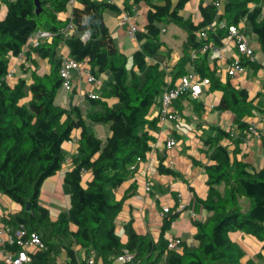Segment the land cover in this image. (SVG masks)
<instances>
[{
  "label": "trees",
  "instance_id": "1",
  "mask_svg": "<svg viewBox=\"0 0 264 264\" xmlns=\"http://www.w3.org/2000/svg\"><path fill=\"white\" fill-rule=\"evenodd\" d=\"M71 1L0 0V10L3 5L7 9L0 18V192L22 206L20 213L4 218L3 223L14 230L23 224L41 236L46 250L36 253L31 264H54L63 251L66 264H90L91 258L94 264H117L116 259L125 253L135 254L138 264H245L246 253L232 235H251L264 249V163L257 169L237 159V150L231 145L240 148L244 144L255 112L264 115V109L256 106L257 98L246 89L233 86L230 80L223 82L211 52L202 49L205 45L221 47L229 39V29L220 28L224 22L246 35L250 30L264 59L261 1L201 3V17L196 20L182 13L190 0H124V10L130 15L141 4L148 7L147 23L136 34L139 48L131 58L119 50L104 19L108 10L121 12L116 2L75 0L71 16L61 19L60 14H68ZM216 2L223 4L220 15ZM69 24L73 30L65 36ZM169 25L184 30L187 36L181 57L168 72L160 62L148 64L147 59L163 52L166 43L162 34ZM42 29L53 35L30 49L19 66L30 79L8 78L13 61L21 60L30 36ZM85 32H90L87 41L82 40ZM203 32L207 38L202 37ZM64 46L72 59L86 62L96 77L111 75L99 98H87L94 110L86 115L79 106L65 107L56 101L63 88L60 70ZM41 62L48 65L46 72L40 71ZM249 63L242 61L243 66ZM190 70L208 79L210 90L222 93L215 110L231 112L240 135L235 136L233 129L212 126L215 135L202 139L209 161L204 164L208 191L205 198L194 194L186 208L197 202L207 215L193 221V245L179 238L182 251L169 249L176 238L169 239L167 234L179 218V206L164 213L157 240L139 233L133 220L125 224L123 240L116 221L138 186L131 185L120 200L115 192L138 172L153 149L156 138L151 130L158 128L159 118L150 119V113L160 106L168 75L174 87ZM109 99L116 100L117 107ZM184 101H192L198 115L205 111L204 103L185 94L174 102L179 114ZM89 122L108 125L110 135L102 139L89 128ZM75 131L79 147L69 156L64 144L73 139ZM69 160L71 169L64 175L70 189L69 206L53 220L50 209L42 203V187ZM158 162L160 174L178 177L165 158ZM86 173L91 175L89 180H85Z\"/></svg>",
  "mask_w": 264,
  "mask_h": 264
},
{
  "label": "crops",
  "instance_id": "2",
  "mask_svg": "<svg viewBox=\"0 0 264 264\" xmlns=\"http://www.w3.org/2000/svg\"><path fill=\"white\" fill-rule=\"evenodd\" d=\"M159 1L160 0H155V2L158 3ZM114 2H116L121 8V12L117 14V19L119 20V17L123 13L129 12L124 10V0H113V3ZM201 3L206 5L209 1L194 0L193 5L188 11L182 13H184L185 16L193 15L196 20H199L201 17L199 5ZM73 6L70 5L68 14H60L59 17L61 19L70 17ZM262 6L264 7L263 4ZM147 11L148 7L141 4L139 9L136 8L135 14L130 15L132 22L139 26V30H143V27L147 23ZM113 24L114 23L110 25V23L106 22V26L111 32L119 50L131 58L132 54L139 48V43L136 39L130 38L127 28L120 25V20L119 23ZM247 37L253 47L250 37ZM127 39H131L133 44L130 45L129 42L126 41ZM62 49L63 52L67 54V48L64 46ZM167 49H169L167 46L164 47L162 53L167 54ZM256 49L257 48H255V50ZM176 54L178 57L175 56ZM221 54V57L212 55V58L213 64L219 66L222 81L226 82L227 80H230L233 86L246 89L251 97L257 98L256 106L259 109H264V69L261 65L250 62L249 65L244 66V72L231 77L227 72L228 65L234 58L239 56L233 40L227 39V41L221 46ZM167 56L168 58L164 62H169L173 65L181 57L179 53L174 52L171 57L169 55ZM257 56L258 58L263 59V55L259 56L257 53ZM22 60L13 61L15 64L14 68L16 69V77L21 76L17 74V71ZM149 60H153V63L158 62L155 58L147 59L148 64H151ZM167 66L172 67L170 65ZM40 67L42 69L47 68V70L49 68L44 62L41 63ZM26 75L27 74H23L24 77ZM75 76L77 82L76 93L73 92L72 94H68L65 92V107L74 104L79 106L83 110L84 115H86L94 109L91 107L90 103L86 104L81 100L82 98L85 100L88 98L83 94L86 91L97 92V90L94 89L93 85L88 84L85 79H80L79 81L77 74H75ZM105 78L106 77L104 76V79ZM77 96L80 98L77 99ZM221 96V92L212 91L209 89V86H207L200 98L197 99L190 96L192 100L204 103L205 111L202 115L197 114L195 104L192 101H184L182 103V112L179 111L181 121L160 122L158 123V128L156 130H151V133L156 138L152 151L148 154L146 161L140 165L138 172L124 182L115 192L117 200H120L131 185L136 183L138 186L136 194L125 201L123 210L116 221L117 233L123 240L126 238L124 226L130 220H133L134 227L139 233L150 234L155 240H157L163 223L164 209H173L177 206H181L182 203L189 206L194 194H197V196L201 198L206 197L208 187L206 186L207 175L204 169V164H209V161L204 153L205 147L202 139L215 135L211 130L212 126H220L226 131L233 129L235 136L240 135L239 129L236 124H234L235 116L231 112H220L215 110V106L218 104ZM115 101L116 100L109 99L112 106H114ZM186 109H188V111H186ZM178 110L180 109L178 108ZM158 112L159 106L154 107L150 113V119L158 118ZM252 125L256 127L258 135L250 132L247 140L244 144H241L240 148L231 145V149L237 150V159L245 160L250 163L251 166L259 169L264 163V115L259 111L255 112ZM72 137V141L64 144V149L69 156L76 154L79 147L78 134L76 131L72 134ZM170 139H174L177 142L172 148L167 147V142ZM159 158H165V164L175 170L179 174L178 177L160 174L157 170ZM70 169L71 163L69 160L64 164L62 170L46 180L42 187L41 200L42 203L50 209L53 220L57 218L60 212L68 209L70 189L64 183V175ZM90 178L91 175L86 173L85 180H89ZM146 182H151L153 184L152 190L149 194H143L142 198H138L139 194L143 193ZM21 211L22 206L20 204L10 200L0 192V219L2 221L4 218H8ZM206 215L207 211L204 210L199 203L193 202L189 208L180 211L179 218L174 222L167 237L169 239L180 238L182 241H186L188 244L193 245L195 243L194 234L196 233L193 221L195 219H203ZM118 220H120V224ZM233 239L241 245L246 253L244 259L245 264H247L249 260H251V264H264V249H262L260 242L243 233L234 234ZM76 250H79V247H77ZM66 262L67 254L63 251L58 257V263L66 264Z\"/></svg>",
  "mask_w": 264,
  "mask_h": 264
},
{
  "label": "built area",
  "instance_id": "3",
  "mask_svg": "<svg viewBox=\"0 0 264 264\" xmlns=\"http://www.w3.org/2000/svg\"><path fill=\"white\" fill-rule=\"evenodd\" d=\"M113 3V0H107ZM75 0L70 2L73 6ZM216 7L218 8V15L222 13L223 4L222 2H216ZM120 25L125 26L128 31V35L132 39H136V34L139 31V26L132 22V18L129 13H123L120 17ZM214 32L216 28L214 26H209ZM220 28L229 29V39L233 40L235 47L239 53V56L234 58L232 62L228 65L227 72L228 75L234 77L239 73L245 71V67L242 65L243 59H247L249 62L258 63L264 69V59H260L257 56L256 50L252 47L250 40L247 35L242 31V29L237 26H227L226 23H221ZM73 30L72 24H69L64 29L65 36H70ZM166 30H164L165 32ZM53 35L49 30H38L27 41L24 48V53L20 56L21 60L25 57L27 52L33 47L39 45L45 40L49 39ZM90 37V32H85L82 36L83 41H87ZM203 38H207V33H202ZM210 51L211 55L222 56L221 47L215 45H205L202 52ZM62 66L60 70V75L62 78V86L66 93L70 94L75 91L77 82L76 76L85 81L88 84L94 86L95 91H86L83 95L88 98L96 99L100 97L101 89L104 86V81L102 78L96 77L89 65L86 62H77L72 59L68 54H62ZM169 67L165 66V70ZM16 77V69L13 67L9 71L8 78ZM210 84L208 79H202L193 70H190L185 76H183L177 84L173 87L171 85L170 78L167 77V86L161 95V103L159 106L158 118L159 123L165 121L179 122L181 121V115L174 108V102L180 98V96L188 94L193 98H200L204 93L205 87ZM250 131L258 135L256 127L254 125L250 128ZM72 141V140H71ZM177 144L176 140L170 139L167 142V147L172 148ZM153 184L151 182H146L144 185L143 193H140L138 198H142L143 194H149L152 190ZM186 204L182 203L179 206V211L186 208ZM168 209H164L163 214L167 213ZM13 248V249H12ZM169 249H177L182 251L181 240L179 238L174 239L169 244ZM46 250V245L38 233H31L28 231L25 225L21 224L16 230L11 226L4 224L0 219V258L3 264H31L33 257L36 253ZM90 264H94L93 259L89 260ZM117 264H138L135 259V254L125 253L124 255L116 259ZM54 264H59L58 260Z\"/></svg>",
  "mask_w": 264,
  "mask_h": 264
},
{
  "label": "rangeland",
  "instance_id": "4",
  "mask_svg": "<svg viewBox=\"0 0 264 264\" xmlns=\"http://www.w3.org/2000/svg\"><path fill=\"white\" fill-rule=\"evenodd\" d=\"M176 1V0H175ZM193 1L194 0H190V2L186 5L185 9H184V13L186 11H188V9L193 5ZM209 2H211V0H207ZM261 1V4L264 5V0H260ZM183 13V14H184ZM6 14V7L3 5L1 10H0V17L3 18ZM187 14V13H186ZM196 16V15H195ZM186 17H188L186 15ZM104 19H105V22L107 23H110V25H112V23L114 24H117L119 23V20L117 19V13L116 12H113V11H106L105 14H104ZM113 24V25H114ZM247 36L250 37L251 41H252V44H253V47L254 48H257V53L259 56H262V53L261 51L259 50V45H258V42L256 41V39L254 38V36L252 35V33L250 32V30L248 31L247 33ZM185 37H186V34H185V31L180 29L179 27L175 26V25H169L166 27V32H164L162 34V40L165 41L167 44L166 46L169 48V52H170V57L171 55L174 53H179L180 56L182 55V46H183V43L185 41ZM117 41V40H116ZM127 42H129L130 45L133 44V41L131 39H127L126 40ZM129 51V50H128ZM176 57H178V55L176 54L175 55ZM168 58L167 54H164V53H159L156 57H155V60H157L158 62H160V64H162V66L165 68V66L167 65H170V66H173V64L169 63V62H164L166 59ZM150 63H153L154 61L153 60H149ZM42 63V62H41ZM47 71V68H41L40 67V71L41 72H45ZM170 71L171 70V67H169L167 69V71ZM168 71V72H169ZM17 74L18 75H21L23 76V72L20 70V68L18 67V71H17ZM104 76L106 77L104 79ZM103 76V81L106 83L107 80L111 79V75L108 73V74H105ZM25 78H27L28 80L30 79V74H27L25 76ZM168 78L169 75H168ZM107 79V80H106ZM71 94V93H70ZM80 97L77 96V99H79ZM84 103L86 104H89V102L85 99H81ZM56 101L57 103L65 106L66 105V98H65V90L62 88L60 89V91L58 92V95H57V98H56ZM117 102L115 101L114 102V106L117 107ZM186 111H188V109H186ZM185 111V112H186ZM89 128L94 131L95 133H97V135H99V137H101L102 139H106V137H108L110 135V130H109V126L106 125V124H101V123H93V122H89ZM119 224H120V220H118ZM250 236L251 238H254L252 237L251 235H248ZM232 237L234 238V234L232 235Z\"/></svg>",
  "mask_w": 264,
  "mask_h": 264
},
{
  "label": "water",
  "instance_id": "5",
  "mask_svg": "<svg viewBox=\"0 0 264 264\" xmlns=\"http://www.w3.org/2000/svg\"><path fill=\"white\" fill-rule=\"evenodd\" d=\"M36 6H37V13H39L41 11V7H40V4L39 2L37 1L36 3Z\"/></svg>",
  "mask_w": 264,
  "mask_h": 264
}]
</instances>
